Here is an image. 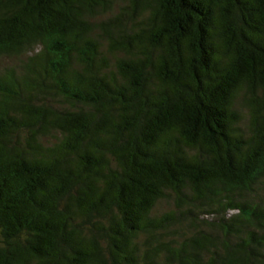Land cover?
I'll return each instance as SVG.
<instances>
[{
  "label": "trees",
  "instance_id": "1",
  "mask_svg": "<svg viewBox=\"0 0 264 264\" xmlns=\"http://www.w3.org/2000/svg\"><path fill=\"white\" fill-rule=\"evenodd\" d=\"M0 264H264V0H0Z\"/></svg>",
  "mask_w": 264,
  "mask_h": 264
}]
</instances>
